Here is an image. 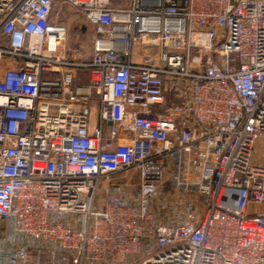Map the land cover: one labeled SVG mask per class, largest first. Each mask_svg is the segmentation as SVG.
<instances>
[{
  "label": "built area",
  "instance_id": "2783aa9c",
  "mask_svg": "<svg viewBox=\"0 0 264 264\" xmlns=\"http://www.w3.org/2000/svg\"><path fill=\"white\" fill-rule=\"evenodd\" d=\"M57 3L90 26L88 56ZM263 135L264 0H0L15 264H264Z\"/></svg>",
  "mask_w": 264,
  "mask_h": 264
},
{
  "label": "rangeland",
  "instance_id": "374dc122",
  "mask_svg": "<svg viewBox=\"0 0 264 264\" xmlns=\"http://www.w3.org/2000/svg\"><path fill=\"white\" fill-rule=\"evenodd\" d=\"M53 18L67 26L66 50L75 51L76 49L85 54V56H88L91 47L92 30L79 12V8L67 3H57L54 7ZM82 25H85L84 31L82 30ZM251 162H264V135L255 142ZM1 231L2 225L0 224ZM39 256V264H66L69 258L66 252L57 251L53 253L45 249L40 250ZM139 259L141 257L135 258L133 262H137ZM0 264H15L9 255V251L1 244Z\"/></svg>",
  "mask_w": 264,
  "mask_h": 264
},
{
  "label": "water",
  "instance_id": "95a60500",
  "mask_svg": "<svg viewBox=\"0 0 264 264\" xmlns=\"http://www.w3.org/2000/svg\"><path fill=\"white\" fill-rule=\"evenodd\" d=\"M82 30H83V31L85 30V25H82Z\"/></svg>",
  "mask_w": 264,
  "mask_h": 264
},
{
  "label": "crops",
  "instance_id": "0c3cea01",
  "mask_svg": "<svg viewBox=\"0 0 264 264\" xmlns=\"http://www.w3.org/2000/svg\"><path fill=\"white\" fill-rule=\"evenodd\" d=\"M261 163H264V162H261Z\"/></svg>",
  "mask_w": 264,
  "mask_h": 264
}]
</instances>
